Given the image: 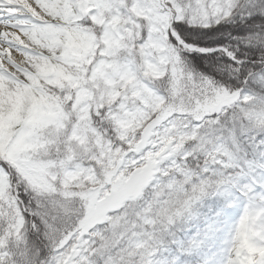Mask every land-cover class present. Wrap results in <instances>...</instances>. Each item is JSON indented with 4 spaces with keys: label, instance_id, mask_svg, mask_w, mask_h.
<instances>
[{
    "label": "snow or ice",
    "instance_id": "1",
    "mask_svg": "<svg viewBox=\"0 0 264 264\" xmlns=\"http://www.w3.org/2000/svg\"><path fill=\"white\" fill-rule=\"evenodd\" d=\"M0 264H264V0H0Z\"/></svg>",
    "mask_w": 264,
    "mask_h": 264
}]
</instances>
